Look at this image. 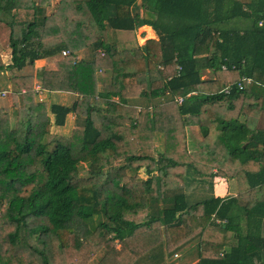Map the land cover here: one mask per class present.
<instances>
[{
    "label": "trees",
    "instance_id": "trees-1",
    "mask_svg": "<svg viewBox=\"0 0 264 264\" xmlns=\"http://www.w3.org/2000/svg\"><path fill=\"white\" fill-rule=\"evenodd\" d=\"M50 4L0 0L7 68L68 50L40 85L74 94L48 107L36 102L33 75L12 78L23 95L0 107V264H255L264 213L243 234L230 214L237 200L211 196V178L230 164L242 170L264 209V129L255 126L264 111V0H58L49 13ZM239 20L248 23L232 24ZM145 25L157 38L143 45L121 48L112 37ZM85 48L92 58L79 60ZM99 70L111 74L102 88ZM245 76L254 83L241 90L235 83ZM141 97L148 104L133 102ZM69 114L79 127L45 142ZM188 126L202 129L195 151ZM214 130L230 135L218 155ZM194 182L208 186L191 203ZM228 232L237 243L224 255Z\"/></svg>",
    "mask_w": 264,
    "mask_h": 264
},
{
    "label": "rangeland",
    "instance_id": "rangeland-1",
    "mask_svg": "<svg viewBox=\"0 0 264 264\" xmlns=\"http://www.w3.org/2000/svg\"><path fill=\"white\" fill-rule=\"evenodd\" d=\"M57 2H58V0H51L50 7L48 8L49 13L54 9ZM239 21L240 22H238V23L233 22L232 24L236 25L237 27H243V24H245V26H246V22L248 23L247 20H245V22L242 20H239ZM249 24H250V21H249ZM144 30H146V29H144ZM147 32H150V31L149 30H146L143 32L142 31L139 32L138 30L137 31H115V32H112V37L118 41V44L121 48H131V47H136L137 45H139V46L143 45L146 42V40H148V38L149 39H156L157 38L155 33L153 36L145 35ZM0 43L3 45L2 47H0V58L3 62V65L5 66V69L0 70V92L3 90H7V92L4 96H0V100H2V103L5 102L4 100H7V99H8V103H12L11 98H12L13 93H16L18 95L21 94L20 96L23 95L22 93H20V92H22V90L20 91L18 86H15L12 83L13 77L33 75V77H34V79H33L34 88L36 89L37 84H41V82H42L39 74L44 70L56 69V67H57L56 62L63 57L62 52H61V54L57 57L45 58L44 62H38L37 63L38 66H36V68L31 66V65H27L22 70L9 69V68H7V66L12 64V49L9 45V30L4 24H0ZM76 54H77L76 56L79 60H89L90 58H92V49L91 48L81 49V50L77 51ZM98 75H99V85L101 88H102L104 83H108L111 80V74L108 71L99 70ZM203 76H204V78H208L210 76L209 71L204 70ZM37 90L38 91H36L37 93L35 96L36 102H45L46 105H48V107H50V104L53 103L54 101H56V103H61V101H62V103L71 104L72 99H73L72 96L74 95V94L70 95L69 93L65 92V93H62L63 99H60L61 97L57 96L58 98H56V100H55L54 99L55 97H53L54 93L50 94V93L41 91V88L39 85L37 86ZM133 102L136 105H140V106H145L146 104H148L146 98H144V97L137 98ZM72 115L73 116H69V118H71V119L69 120V122H67V125L65 127L52 125L50 128V132L45 137V142H49L53 139H58L61 137H68V136L70 137L73 134L74 129L78 125V119L74 117L75 116L74 114H72ZM54 119H55L54 115H51V120L54 121ZM186 130H191V131H189V134H190L189 135L190 136L189 145H192V146L195 145V142H192L191 136H195L194 131H196V132H198V134H200V137H202L201 136L202 132L200 131L202 129L199 126H188L186 128ZM192 130H194V131H192ZM158 141L163 143V140H161V139H159ZM161 143H158L159 146H161ZM192 149H195V147H192ZM191 173H192V175L189 178L190 179L196 178L195 177L196 173L194 171H191ZM140 175L143 178L148 177L147 175L144 174L143 170L141 171ZM207 186H208L207 183H206V185H204V184L202 185L201 183H198V182H194V184L192 186H187L186 191L191 193L187 197V199L191 203H193L199 199H203V197L205 198L206 195H203V193L199 194L198 192H200L204 188L207 189ZM192 188H194V190ZM195 189L198 192H196ZM208 193L210 194L209 191H207V194ZM174 255H173V258H174Z\"/></svg>",
    "mask_w": 264,
    "mask_h": 264
},
{
    "label": "crops",
    "instance_id": "crops-1",
    "mask_svg": "<svg viewBox=\"0 0 264 264\" xmlns=\"http://www.w3.org/2000/svg\"><path fill=\"white\" fill-rule=\"evenodd\" d=\"M244 26V24H243ZM149 30L150 32H147L145 35H151L153 36L155 31L152 29L151 26L149 25H145L141 28L138 29V31H146ZM156 34V33H155ZM149 39V38H148ZM38 62H44V59ZM38 62H36L35 68L36 66H38ZM6 91L7 90H3ZM57 96H60V99H63L62 94L60 93H54L53 97H55L54 99L56 100V98H58ZM13 97V94H12ZM5 102L2 103V100H0V107H7V108H11V106L13 105V98H11L12 103H8V99L4 100ZM62 103V101H61ZM69 116H73L72 114H69L65 124L63 125V127H65L67 125V122H69V120L71 118H69ZM75 117V116H74ZM244 116L243 114L239 115V120H243ZM256 123L255 126L256 128H261L264 129V111H261L257 116H256ZM79 127V124L76 126ZM189 131L191 130H187V141H188V149L189 151H195L198 148V140H200V134H198V132L194 131L195 136H191L192 137V142H195V145H189V138H190V134ZM258 131H263V130H254L253 132L258 133ZM226 135V133H224ZM225 135H221V133H218L217 130H214V133L211 137V152H215L213 153L214 155H218L221 154L219 152H222L224 149L223 148V144L224 141H226L225 137L226 136H230L229 134ZM248 141H243L242 142V148L245 146V143H247ZM192 147H195V149H192ZM259 149V148H258ZM222 150V151H221ZM236 154V153H235ZM235 157V156H234ZM233 157V158H234ZM233 166H231V164L229 165L230 168V172L224 176H216L211 178V196L214 195L215 197H219V198H223V199H236L237 203H233L232 204V208L230 209V214L232 216V220L234 221L232 224H234V226H237L240 228L241 232L243 234H247L248 231H251V228L253 227L252 225L259 222V217L264 213V209L259 208L257 204H261L260 199H262L263 197V192L259 191L258 188L256 187L255 189H251L248 183V179L245 178V176L242 175L243 171H236L233 170L231 171ZM240 177H237V176ZM236 176V177H234ZM251 204L252 209L255 210L253 213H255V215H247V211L244 209V204ZM253 221V222H251ZM219 222V221H217ZM258 224V223H257ZM259 227V224H258ZM260 230L262 232V236L264 237V221L262 222V225L260 226ZM229 233V232H228ZM229 240L226 241V243L222 246H224V255L227 253V251L231 250L232 245H235L237 243V240L234 236V234L229 233L228 235ZM211 238L214 239H218L220 237H213L211 236ZM221 242V240L219 241H211V247H215V245H219V243ZM261 257V259H260ZM194 262H192L191 264H193ZM161 264H166L165 263H161ZM255 264H264V251L260 252V256L258 259H255Z\"/></svg>",
    "mask_w": 264,
    "mask_h": 264
},
{
    "label": "built area",
    "instance_id": "built-area-1",
    "mask_svg": "<svg viewBox=\"0 0 264 264\" xmlns=\"http://www.w3.org/2000/svg\"><path fill=\"white\" fill-rule=\"evenodd\" d=\"M70 54V52L68 51V50H63L62 51V55L63 56H68ZM254 82H253V79L251 78V77H242L238 82H236L235 84H236V86H237V88H239V89H241V90H243V89H246V88H248L250 85H252ZM40 86V88H41V91H43V88L41 87V85L40 84H37V86ZM37 86H36V91H38L37 90ZM233 89V83H231V84H229V85H227L224 89H223V91L225 92V93H229L231 90ZM180 101H181V99H180ZM177 256V255H176Z\"/></svg>",
    "mask_w": 264,
    "mask_h": 264
},
{
    "label": "clouds",
    "instance_id": "clouds-1",
    "mask_svg": "<svg viewBox=\"0 0 264 264\" xmlns=\"http://www.w3.org/2000/svg\"><path fill=\"white\" fill-rule=\"evenodd\" d=\"M43 92H45L44 90H43ZM37 93V92H36ZM4 96V95H3Z\"/></svg>",
    "mask_w": 264,
    "mask_h": 264
}]
</instances>
